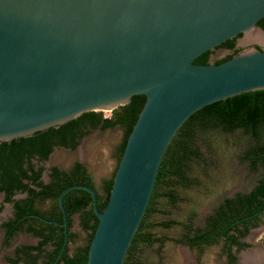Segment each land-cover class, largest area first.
<instances>
[{
    "label": "water",
    "instance_id": "1",
    "mask_svg": "<svg viewBox=\"0 0 264 264\" xmlns=\"http://www.w3.org/2000/svg\"><path fill=\"white\" fill-rule=\"evenodd\" d=\"M263 16L264 0H0V141L144 96L103 209L86 184L58 193L63 224V194H90L97 222L85 264H123L163 152L192 112L264 88V48L193 62L262 31Z\"/></svg>",
    "mask_w": 264,
    "mask_h": 264
},
{
    "label": "trees",
    "instance_id": "2",
    "mask_svg": "<svg viewBox=\"0 0 264 264\" xmlns=\"http://www.w3.org/2000/svg\"><path fill=\"white\" fill-rule=\"evenodd\" d=\"M264 30V16L256 21ZM226 39L216 47L229 52L217 58L219 63L239 51L234 41L240 36ZM258 49V46H255ZM211 50L194 59V63H208ZM144 96L134 94L127 103L111 110L109 117L100 111H85L57 125L34 131L29 135L0 141V191L3 201L12 203L13 216L1 223L7 240L14 232H27L37 238L34 244H20L14 248V256L6 257L9 264H85L89 241L96 225L91 207L90 194L80 188L66 191L62 205L66 216L57 205L58 193L66 186L82 183L96 192V207L99 211L106 204L112 176L104 179L99 193L84 165L74 161L65 169L50 167L47 182L40 179L44 161L56 146L73 149L81 137L91 130H104L119 125L122 138L116 148L117 162L126 137L142 107ZM215 133L235 134L241 140L238 160L245 163L248 171H259V177L247 191H236L223 196L203 218V224L194 225L195 211L190 210L181 220L168 217V212L177 209L185 200V193L199 185L200 176L207 174V153L215 152L212 137ZM35 161V162H33ZM15 193H25L13 199ZM49 201V207L40 210L34 201ZM78 215V224L86 232L85 243L77 246L71 254L68 244L75 239L70 230L71 215ZM165 216L156 219L157 216ZM264 217V88L243 91L203 105L192 112L178 127L167 144L157 168L154 183L145 210L127 247L123 264H146L142 247H161L170 240L194 250L196 256L209 246L220 245L227 264H235V253L249 247L242 239L250 228L256 227ZM47 219L50 221L43 220ZM53 221H56L54 223ZM178 225L177 237L156 235L155 228L167 229Z\"/></svg>",
    "mask_w": 264,
    "mask_h": 264
},
{
    "label": "rangeland",
    "instance_id": "3",
    "mask_svg": "<svg viewBox=\"0 0 264 264\" xmlns=\"http://www.w3.org/2000/svg\"><path fill=\"white\" fill-rule=\"evenodd\" d=\"M248 32H256L258 35L264 36V31L259 30L257 27ZM247 37L244 33L235 39L234 45L239 49L238 53L251 50L254 45H260L264 48V42L247 40ZM227 52V49L223 47H214L209 54V60L220 58ZM111 110H101L100 113L102 116L109 117ZM213 136L211 139L213 140L215 152L207 153L206 148L202 146L209 161L207 174L200 176L201 182L198 186L188 189L182 194V196L185 195L186 200L177 209L170 210L168 217L181 220L190 210H194V225H201L204 216L211 211L212 207L223 196L231 195L236 191L249 190L259 177V171H248L245 163L240 162L237 158L241 147L238 133H215ZM121 138L122 128L119 125L104 130L95 128L81 137L78 145L73 150L60 146L54 147L48 159L42 163L43 167L47 168L50 165H55L61 169H68L71 163L77 160L84 165L91 175L95 189L102 193V181L111 176L117 163L116 148ZM15 196L21 197L22 194H16ZM47 204L48 202L45 201L36 204V206L43 210ZM10 215V205L2 202V195L0 194V221ZM163 218L165 216L162 215L156 217V219ZM71 230L76 236L74 241L68 244L70 254L74 252L77 246L83 245L86 239V232L78 224L77 214L71 216ZM154 231L156 235L177 237L181 229L178 225H175L167 229L157 227ZM244 240L250 245L235 253V264H246L243 257L254 253L264 257V217L261 218L256 227L250 228ZM36 241V237L23 231L14 232L6 240L3 230L0 228V264H7L4 257L11 255L16 245L33 244ZM141 254L146 264H227L219 244L207 247L200 256H196L194 250L167 240L161 247L156 245L142 247ZM259 264H264V262Z\"/></svg>",
    "mask_w": 264,
    "mask_h": 264
},
{
    "label": "flooded vegetation",
    "instance_id": "4",
    "mask_svg": "<svg viewBox=\"0 0 264 264\" xmlns=\"http://www.w3.org/2000/svg\"><path fill=\"white\" fill-rule=\"evenodd\" d=\"M255 46H258V49H263V47L260 46V45H254V48H253V49H256ZM227 51H228V50H227ZM228 52H229V51H228ZM228 52H227V53H228ZM227 53H226V54H227ZM224 55H225V54H224ZM224 55H222V56H224ZM222 56H221V57H222ZM214 60H215V59H213V60H209V59H208V62H213ZM77 145H78V144H77ZM77 145H76V146H77ZM60 147H62V146H60ZM64 148H67V147H64ZM75 148H76V147H75ZM75 148H73V149H75ZM68 149H70V148H68ZM73 149H71V150H73ZM50 153H51V152H50ZM50 153H49V154H50ZM49 154H48L47 158H46L44 161H38V162L36 163V165H41V166H43L42 163L45 162V161L48 159ZM76 161H77V160H76ZM33 162H35V161H33ZM73 162H74V161H73ZM73 162L71 163L70 167L72 166ZM77 162H79V161H77ZM79 163H80V162H79ZM81 164H82V163H81ZM53 166L56 167V168H59L58 166H55V165H50V166H48L47 168L43 167V170H42L41 173H40V179H42L43 182H47V180H48V173L50 172L49 168H50V167H53ZM70 167H69V168H70ZM59 169H61V168H59ZM65 170H67V169H65ZM75 184H82V183H75ZM0 194L2 195V202H3V203H8V204L10 205V208H11V215H10L8 218L3 219L2 221H0V228L3 230V235H4V238H5L4 228L1 227V223H2L3 221H6V220L9 219V218H12V216H13V210H12V203H11V202H4V201H3V196H4L3 192L0 191ZM16 194H22V196H21V197H16V196H15ZM25 195H26L25 193H15V194L12 195V198H13V199H18V198H22V197H24ZM45 201H47L48 204L46 205V207H45L43 210H45V209H47V208L49 207V201H48V200H44L43 202H45ZM40 203H42V201L40 202V201H38V200H35V201H34V205H35V207H37L36 204H40ZM37 208H38V207H37ZM73 214H76V213H73ZM73 214H72V215H73ZM72 215H71V216H72ZM71 216H70V217H71ZM77 217H78V215H77ZM42 219L45 220V221H50V220H47V219H44V218H42ZM70 230H71V227H70ZM249 230H250V229H249ZM12 235H13V234H12ZM12 235H11V236H12ZM246 235H247V234H246ZM11 236H10V237H11ZM244 238H245V237H244ZM244 238L242 239L243 241H245ZM8 239H9V238H8ZM8 239H7V240H8ZM33 244H34V243H33ZM16 246H19V244L16 245ZM16 246H15V247H16ZM13 252H14V249H13Z\"/></svg>",
    "mask_w": 264,
    "mask_h": 264
},
{
    "label": "bare ground",
    "instance_id": "5",
    "mask_svg": "<svg viewBox=\"0 0 264 264\" xmlns=\"http://www.w3.org/2000/svg\"><path fill=\"white\" fill-rule=\"evenodd\" d=\"M246 36H248L246 39L247 40H257L264 42V36L258 35L256 32H246ZM243 260L246 264H259L260 262H264V257L260 256L257 253L247 255L243 257Z\"/></svg>",
    "mask_w": 264,
    "mask_h": 264
},
{
    "label": "crops",
    "instance_id": "6",
    "mask_svg": "<svg viewBox=\"0 0 264 264\" xmlns=\"http://www.w3.org/2000/svg\"><path fill=\"white\" fill-rule=\"evenodd\" d=\"M15 248V247H14ZM14 256V252L12 251V254L11 255H6L5 257H4V260L6 261V257H13ZM7 262V261H6ZM7 264H9L8 262H7Z\"/></svg>",
    "mask_w": 264,
    "mask_h": 264
}]
</instances>
